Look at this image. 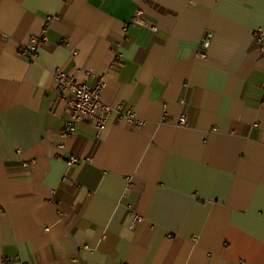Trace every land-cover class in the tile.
Segmentation results:
<instances>
[{
	"label": "crops",
	"instance_id": "obj_1",
	"mask_svg": "<svg viewBox=\"0 0 264 264\" xmlns=\"http://www.w3.org/2000/svg\"><path fill=\"white\" fill-rule=\"evenodd\" d=\"M260 28L264 0H0V264H264ZM57 68L143 124L63 137Z\"/></svg>",
	"mask_w": 264,
	"mask_h": 264
},
{
	"label": "built area",
	"instance_id": "obj_2",
	"mask_svg": "<svg viewBox=\"0 0 264 264\" xmlns=\"http://www.w3.org/2000/svg\"><path fill=\"white\" fill-rule=\"evenodd\" d=\"M131 23L139 24L155 31L153 25L141 19L139 11L132 18ZM255 34L257 41L260 43V50L264 54V28L257 29ZM47 41L46 29L43 28L37 35L29 37L26 44L19 50V54L30 61H34L37 58L40 45L47 43ZM204 43V40L200 41L198 51L200 58H205ZM91 77H94V75L91 74ZM53 79L57 95L65 103L68 115L61 130L63 137L72 135L80 123L91 125L95 129L96 136H100L107 128L112 112L117 113L120 117L124 116L131 126L139 127L143 124L134 117L131 111L125 113L123 104L114 108L102 101L101 91L104 85L102 78L98 79L97 85L90 87L85 81L78 80L65 73L61 68H57L53 71ZM185 122L186 115H181L179 124L183 125ZM78 161L76 158H69L67 163L70 165ZM128 211L132 217V226H135L142 218L131 206L128 207Z\"/></svg>",
	"mask_w": 264,
	"mask_h": 264
}]
</instances>
